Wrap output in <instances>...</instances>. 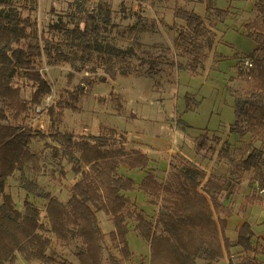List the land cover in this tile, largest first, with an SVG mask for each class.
Wrapping results in <instances>:
<instances>
[{
  "label": "trees",
  "instance_id": "16d2710c",
  "mask_svg": "<svg viewBox=\"0 0 264 264\" xmlns=\"http://www.w3.org/2000/svg\"><path fill=\"white\" fill-rule=\"evenodd\" d=\"M28 1L34 0H0V264H18L19 259L36 264H74L55 252L54 241L63 245L78 241L73 254L77 264H219L224 254L230 264H261L258 256L264 254V247L259 250L254 245L248 223L236 228L235 239H229L225 231L233 215L230 199L238 192L242 178L249 174L250 185L254 180L264 181V0L255 2L257 15L243 26V35L255 43L254 50L244 58L234 56L240 59L236 79L245 82L247 90L236 99L235 122L228 135L248 142L232 146L228 137L222 140L201 134L196 138V151L203 152L208 143L220 145L207 150L230 165L229 174H206L187 166L165 182L150 170L147 154L139 148L128 149L126 136L114 129L99 134L61 129L65 111H78L84 95L80 85L58 91V99L47 112L48 133L32 128L28 119L52 93L53 83L46 78L44 67L69 68L73 74L83 72L89 77L102 68L111 80L117 71L125 75L131 67L128 52L105 39L107 11L103 15L78 3L66 20L43 29ZM182 1L203 4V0ZM205 11H212L221 22L229 15L227 10L209 5ZM172 19L175 56L185 62L170 65L197 75L214 47V32L186 6L176 5ZM158 59L151 62V70ZM89 77L83 79L85 83H90ZM27 90L28 98L23 96ZM41 142L42 148L34 151L33 143ZM48 159L56 161L58 179L79 176L65 202L35 180L44 173ZM127 170H139L144 177L136 183L126 175ZM16 174L25 194L23 210L7 192V183ZM135 190L156 208L154 217L131 200L129 194ZM36 200H42L43 206ZM257 201L251 195L243 203ZM100 212L112 225L108 234L99 229L96 214ZM130 232L148 245L146 258L135 257L130 251ZM234 247L243 254L237 260L230 257Z\"/></svg>",
  "mask_w": 264,
  "mask_h": 264
},
{
  "label": "rangeland",
  "instance_id": "374dc122",
  "mask_svg": "<svg viewBox=\"0 0 264 264\" xmlns=\"http://www.w3.org/2000/svg\"><path fill=\"white\" fill-rule=\"evenodd\" d=\"M256 1L203 0V4H185L182 0L28 1V5L32 4L34 7L31 13L43 29H48L59 20H66L78 3L86 8L92 7L95 12L103 15L107 11L109 28L105 39L128 52L127 64L131 71L125 75L117 71L115 80L108 78L102 68H98V72L89 77L83 72L73 74L69 68L46 66L48 72L44 74L53 83L55 101L58 99V91L64 87L72 90L80 88V85L84 92L78 111H65L61 129L76 133L87 130L93 134L114 129L126 136L128 149L139 148L147 154L150 170L162 182L169 180L176 170L187 166L203 170L206 174L228 175L230 165L218 160L214 153L207 150L210 146L217 149L220 145L208 143L203 152H197L196 138L207 133L220 136L222 140L228 137L232 146L248 142L247 139L240 142L235 136H229L228 128L235 122L236 99L247 90L245 82L236 79V65L240 60L238 58H244L255 48L254 41L243 35V26L257 15L254 7ZM176 5L194 10L214 32V47L208 52L204 67L194 76L170 65L171 62H185L175 56V32L170 30L173 23L172 12ZM206 5L227 10L229 15L221 22L212 11H205ZM23 13L27 14L29 11ZM235 55L237 59L234 58ZM156 57H159V61L153 71L150 69L151 62ZM86 76L91 79L89 84L83 80ZM29 95V90L23 92L24 97L28 98ZM29 120L33 129L42 133L49 132L48 115L32 114ZM254 145L257 148L261 146L259 142ZM42 146V142L33 143L32 148L38 151ZM261 149L264 150V146ZM55 162L53 159L46 160L43 165L44 173L35 180L45 191L65 202L72 183L79 176L69 175L66 180L58 179ZM126 175L136 183L144 177V173L139 170H127ZM249 176L246 174L242 178L238 192L232 196L229 205L234 213L244 217L252 225L257 236L263 237L264 226L257 227L256 222L264 215V209L259 205L247 207L243 203L246 196L255 195L253 186L258 180L250 185ZM7 192L12 195L17 207L23 210L25 194L19 188L17 174L9 179ZM129 196L145 214L151 217L156 215V208L148 203L142 193L135 190ZM29 199L32 200L31 197ZM36 201L40 207L43 206L42 200ZM96 219L103 234L112 230L104 213H97ZM227 234L230 238L234 237L231 227ZM127 240L135 257L148 256V245L136 233L130 232ZM105 241L110 246L107 236ZM54 243L53 248L60 257L77 264L73 254L80 244L78 241H71L67 245L56 241ZM238 254H233L234 260L238 259ZM259 259L264 264V254ZM18 264L36 263H26L19 259ZM219 264H228V259L223 258Z\"/></svg>",
  "mask_w": 264,
  "mask_h": 264
},
{
  "label": "crops",
  "instance_id": "0c3cea01",
  "mask_svg": "<svg viewBox=\"0 0 264 264\" xmlns=\"http://www.w3.org/2000/svg\"><path fill=\"white\" fill-rule=\"evenodd\" d=\"M47 72H48V68H47ZM47 72H44V73H47ZM259 207H262L264 209V205H262L258 199L257 202H255L254 204H251V205H248L247 207H251V206H258ZM244 223H248L245 221L244 217L238 215L237 213H234L233 211V215L231 216L230 219H228V224H227V229L225 231V235L229 238V239H235V236H236V228L243 225ZM249 224V223H248ZM250 225V224H249ZM252 230H253V227L252 225H250ZM256 226L257 227H262L264 226V215L261 217L260 221H257L256 222ZM232 228L233 229V232H234V237L233 238H230L227 234V231L229 228ZM253 233H254V230H253ZM253 243L254 245L260 250L262 247H264V236H257L255 233H254V239H253ZM241 252V249L238 248V247H234L230 250V257L234 258L233 254L235 253H239L237 256H241L243 254L240 253ZM261 256V255H260ZM227 258L228 259V264L229 263V258L227 256V254H224V257L223 258ZM222 260V259H221ZM258 260L260 261L259 259V256H258ZM261 262V261H260ZM262 264V263H261Z\"/></svg>",
  "mask_w": 264,
  "mask_h": 264
},
{
  "label": "built area",
  "instance_id": "2783aa9c",
  "mask_svg": "<svg viewBox=\"0 0 264 264\" xmlns=\"http://www.w3.org/2000/svg\"><path fill=\"white\" fill-rule=\"evenodd\" d=\"M43 71L44 72H47V68L44 67L43 68ZM56 91H54L52 89V93L48 96H46L43 100V102L37 106L35 109H34V113L37 115V116H43V115H47V112H48V109L54 104L55 102V94ZM254 191H255V195L256 197L259 199L260 203L262 205H264V181L263 182H256L254 184Z\"/></svg>",
  "mask_w": 264,
  "mask_h": 264
}]
</instances>
